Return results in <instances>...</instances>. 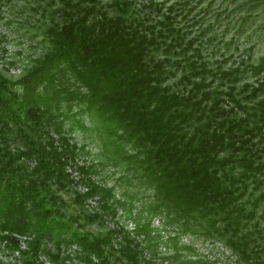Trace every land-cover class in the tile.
I'll return each mask as SVG.
<instances>
[{"label":"trees","instance_id":"trees-1","mask_svg":"<svg viewBox=\"0 0 264 264\" xmlns=\"http://www.w3.org/2000/svg\"><path fill=\"white\" fill-rule=\"evenodd\" d=\"M64 2L70 9L48 26V48L10 84L0 76V247L16 249L22 264H45L41 253L58 258L61 246L72 244L87 264H154L122 227L79 229L124 202L94 179L91 164L76 160L61 108L78 102L135 149L131 156L154 190L151 211L187 228L210 219L246 264H264V226L254 220L258 209L264 216V151L253 143L256 135L264 138V99L242 104L225 92L244 113L234 119L216 105L224 92L212 82L226 78L232 85L239 67L208 65L195 37L176 22L180 2L118 0L107 11L98 0ZM250 71L264 83V56ZM176 76L182 88H173ZM261 82L251 86L254 93ZM79 182L84 189H72L70 201L79 209L71 210L61 192ZM87 199L96 202L92 212ZM147 227L135 231L147 234Z\"/></svg>","mask_w":264,"mask_h":264},{"label":"rangeland","instance_id":"rangeland-1","mask_svg":"<svg viewBox=\"0 0 264 264\" xmlns=\"http://www.w3.org/2000/svg\"><path fill=\"white\" fill-rule=\"evenodd\" d=\"M64 1L0 0V76L6 78L8 84L19 78L35 58L48 48V26L53 21L63 20L62 11L70 9ZM75 1L70 0L68 4ZM116 1L118 0H98L97 6L107 11ZM133 1L145 4L150 0ZM153 1H163L165 6L180 2L178 7L175 6L176 22L187 31L188 38L195 37L194 45L199 48L202 58L208 61L213 70L239 67L232 85L226 78L219 77L211 84H218L219 89L224 92L218 95L216 105L228 111L231 114L229 117L234 119L244 113L225 92L230 91L242 104L251 105L255 100L264 99V83L261 82L263 78L261 74L250 71V64H257L264 56V0ZM135 7L145 11L154 9V6ZM170 81L174 83L173 88H182L178 76ZM258 82H261L259 89L254 93L251 86H257ZM247 96L253 98L247 99ZM61 110L65 134L78 146L77 162L91 164L94 179L112 186L115 197L124 202L117 206L114 213H103L102 219L85 222L83 227H79L80 230L101 233L112 227H122L145 246V257L151 258L154 264L169 263L166 258L168 255L174 256V264H246L238 251H234L212 231L210 219L201 220L202 225L198 220L194 221L195 226L187 228L170 220L167 214L151 211L154 190L143 175V170L135 162L134 156H131L135 149L129 142L109 133L108 126L94 109H87L83 103L73 102L70 106L63 104ZM253 140L254 147H261L259 150L264 151V138L256 135ZM16 145L20 146L21 143L16 141L14 146ZM66 171L75 179L79 178L80 173L75 168L67 167ZM260 186L263 189L264 182ZM68 189L61 192L62 196L68 201L69 209L78 210L79 207L70 202L72 189L83 190L84 187L79 182L73 183ZM95 206L94 199H87L84 203V207L90 212L95 210ZM254 220H257L260 228L264 226V216L260 215L259 209ZM142 223L148 224L147 234L135 231L138 224ZM215 223L219 224L218 220ZM252 224L248 227L256 234ZM205 227H210L211 231L204 233ZM20 237L21 247L26 248V237ZM117 246L114 241V247ZM52 251L57 252L53 248ZM57 253L58 258L45 252L41 253L40 258L45 264H87L79 258V249L74 244L62 245ZM114 254L117 255L118 252L114 251ZM0 260L22 264L16 249L11 252L2 245Z\"/></svg>","mask_w":264,"mask_h":264}]
</instances>
